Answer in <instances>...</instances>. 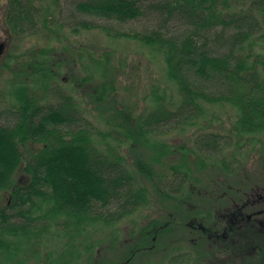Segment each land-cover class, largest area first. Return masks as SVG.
<instances>
[{"label": "trees", "instance_id": "obj_1", "mask_svg": "<svg viewBox=\"0 0 264 264\" xmlns=\"http://www.w3.org/2000/svg\"><path fill=\"white\" fill-rule=\"evenodd\" d=\"M51 1L43 0L41 5L34 0H8L0 8V30L7 33L4 42L13 49L24 37L39 34L43 15L46 29L51 6L64 0ZM66 3L81 16L73 32L98 29L161 53L180 101L176 104L157 95L156 105L135 124L128 117L103 132L83 122L73 95L57 90V102L48 104L30 86H20L15 91L17 103L11 109L0 108V264H27L18 259L24 250L28 257L39 256L52 225L66 238L65 247L59 256L51 254L41 264H81L77 236L90 228L112 227L157 202L166 221L154 219L147 230L133 236L145 243L142 249L131 248L127 241V253L119 261L100 262L96 252L107 249L105 239L87 237V244L83 243L90 262L143 264L144 256L162 248L165 264H264V195L259 199L256 195L264 167L248 168L249 160L256 161L258 142L264 137V53L254 52L255 45H264V33L255 37L264 29V0ZM84 17L119 23L146 19L154 28L126 32ZM173 26L181 28L178 35L172 33ZM210 40L215 43L212 47ZM31 53L28 62H20L22 71L27 74L31 67L46 78L48 60L37 50ZM4 65L8 67L7 62ZM84 81L88 79L80 80ZM109 85L105 82L96 89L97 105L108 101ZM219 104L236 110L235 123L226 133L198 128L201 133L175 151L160 141L163 135L195 126L208 106ZM7 114L14 118L4 122ZM126 138L134 146L124 152L120 148ZM142 148L152 151V156H142ZM232 149L235 156L245 153L244 161L233 154L229 160L225 153ZM172 152L181 161L166 158ZM211 158H218V167L205 176L206 160ZM154 165L167 171L158 172ZM171 176L167 190L161 189L158 180ZM202 198H207L206 205ZM191 239L196 245L186 249L182 241ZM110 249L116 250L114 242ZM200 249L206 251L203 256Z\"/></svg>", "mask_w": 264, "mask_h": 264}, {"label": "rangeland", "instance_id": "obj_2", "mask_svg": "<svg viewBox=\"0 0 264 264\" xmlns=\"http://www.w3.org/2000/svg\"><path fill=\"white\" fill-rule=\"evenodd\" d=\"M51 12V19L47 21L46 29L43 26V15L42 22H40L41 32L19 40L13 49L9 47L10 51L14 52L11 51V54L8 53L5 58L0 60V66L3 62L8 63L7 68L0 67V108L11 109L12 105L17 103L15 91L20 86H30L31 92L36 93L38 97H42V101L48 104L57 102L54 93L59 90L63 94L74 96L77 103L76 109L81 113L84 123L90 122L98 131L105 132L109 128L113 129L112 127L117 122L122 120L125 122L124 118L131 117L129 121L135 124V119H139L140 116L144 117L156 105L157 95L163 96L166 101L173 99L174 103L179 104L180 99L177 88L166 76V64L161 53L136 40L111 38L98 29L81 30L79 33L73 32L77 20L81 16H78L75 9L69 6L66 0L60 2L58 6H51ZM43 13L42 11L41 15ZM90 20L126 32H143L154 28V24L146 19L126 23ZM5 30V28L4 32L0 30V42H4V38L7 37ZM180 32L181 28L172 27L173 34L178 35ZM215 32H218L217 29ZM261 33H264V29L255 36L256 39ZM214 44V41H209L210 47ZM254 48L256 53H264V45L257 44ZM33 50H37L41 58L48 60L47 68H50V70L46 78L45 73H34L35 71L31 70V67L28 69L29 73L25 74L20 67V62L25 63L30 60ZM37 77L40 78L39 82H36ZM84 78L88 79L87 83L85 81L80 82ZM105 82L110 83L108 101L97 105L95 103L96 89H101V85ZM207 108L204 118L195 126H187L185 130L177 129L170 135L161 136L160 141L171 145L173 151H175V148H180L183 144L188 145L192 135L201 133V130L197 131L198 128L206 127L207 129H204L203 132L215 131L223 134L229 128H232L236 119V110L232 106L219 104ZM6 117L8 119H5L4 122L11 121L14 118L10 114H7ZM108 140L112 145H117V142L113 139L108 138ZM122 145L123 147L120 149L124 152L126 148L134 146L129 138H126ZM257 147L259 152L255 154L256 161L249 160L251 165L249 164L248 168L250 170L264 167V137L258 142ZM145 149L142 148V156L148 159L153 153L152 151H145ZM135 151L137 150L133 149V152ZM232 151L233 149L225 153L229 160H231L232 154L235 156ZM131 154L130 152L128 155ZM244 154H240V157H242L240 160L242 161L245 159ZM235 157L240 158L239 156ZM166 158L177 162L181 161L180 155L175 152L169 153ZM217 162H219L218 158L206 160L208 168L205 170V176L210 174L211 168L218 167ZM154 168L158 172L167 171L166 169L162 170L159 165H154ZM263 170L260 172L264 173ZM167 174L170 173L167 172ZM259 180L262 181V184L256 194L257 199L260 195H264V189L262 188L264 187V178L261 177ZM158 181L161 184V189L167 190L169 182L172 181V176L170 179ZM139 182H141V179ZM197 198L200 200V196ZM203 201L206 205L207 198ZM158 209L159 211H157ZM161 211H164L161 204L158 202L151 203L144 208H140L139 211L122 222L112 225V227L101 231L90 228V231L77 236L75 245L78 251L80 250L83 253L80 257L81 264H95V261L90 262L88 256H86L84 243L87 244L88 241L100 238L105 239L104 247H107V249L100 248L96 252V258L98 257L100 262L111 261L110 259L119 261L120 257L127 253V249H125L127 241H131L129 243L131 248L142 249L145 243L140 241L141 239H133V236L140 235V231L147 230L154 219L159 218L161 222H165L166 216L159 215ZM254 214H258V212L247 215L252 218ZM87 237L88 241L85 242ZM115 237L117 239L114 240ZM113 242L116 250L111 252L110 246ZM65 243L66 238H64L63 233L55 225H52L50 232L44 237V245L39 249V256L28 257L29 252L24 250L18 256V259L27 260V264H41L51 254L53 257L59 256L62 248L65 247ZM182 244L186 246V249H193L192 247L196 245L192 239L190 241L184 240ZM205 249H208V247L205 246ZM103 252H105L104 256ZM199 252L203 256L206 251L200 249ZM164 257V250L161 248L152 255L149 253L144 256V260L141 262L143 264H165Z\"/></svg>", "mask_w": 264, "mask_h": 264}, {"label": "flooded vegetation", "instance_id": "obj_3", "mask_svg": "<svg viewBox=\"0 0 264 264\" xmlns=\"http://www.w3.org/2000/svg\"><path fill=\"white\" fill-rule=\"evenodd\" d=\"M41 0H34V2L35 3H38V2H40ZM46 2L48 1V3L50 2V3H52V1L50 0H45ZM41 3V5H44V2H43V0L40 2ZM7 4H8V0H0V8L2 7V8H4V7H6L7 6ZM60 4V2L58 3V5ZM54 6H58V5H55V4H53ZM7 52V53H6ZM10 52V48H9V46H8V44L7 43H5V42H0V60L2 59V58H5L6 56H7V54ZM4 60V59H3ZM2 62V61H1ZM1 68H7L5 65H4V62L1 64V66H0ZM250 217L251 216H248V218L250 219Z\"/></svg>", "mask_w": 264, "mask_h": 264}]
</instances>
